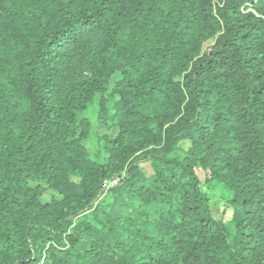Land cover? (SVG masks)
<instances>
[{
	"label": "trees",
	"instance_id": "trees-1",
	"mask_svg": "<svg viewBox=\"0 0 264 264\" xmlns=\"http://www.w3.org/2000/svg\"><path fill=\"white\" fill-rule=\"evenodd\" d=\"M0 264H264V0H0Z\"/></svg>",
	"mask_w": 264,
	"mask_h": 264
},
{
	"label": "rangeland",
	"instance_id": "rangeland-1",
	"mask_svg": "<svg viewBox=\"0 0 264 264\" xmlns=\"http://www.w3.org/2000/svg\"><path fill=\"white\" fill-rule=\"evenodd\" d=\"M214 42L210 41L208 43H206L204 45L203 50L207 51L211 46H213ZM113 103H110V108L112 106ZM96 131V128H95ZM117 134V129H113L111 131H103L100 133L101 136H112L114 137ZM95 144H96V140L95 138H93L91 140V149L90 152L92 154L95 153ZM189 146V143H183L182 147L183 148H187ZM202 181L204 180V176L203 174H200ZM116 182H112L109 181L106 184V188L107 190L110 189ZM43 187H45V184H42ZM203 189L205 191H207L212 198L214 199V203H213V210H214V214L216 216L217 219L221 220L223 223H225L230 231L231 234H233L234 230H233V226L231 223V219H232V215H233V210L232 207H229V201L232 199V194L228 193V192H224L222 189L218 188V187H214L213 185H207V184H203ZM56 194H54L51 191H46L42 201L43 202H50L52 200L53 197H55Z\"/></svg>",
	"mask_w": 264,
	"mask_h": 264
}]
</instances>
